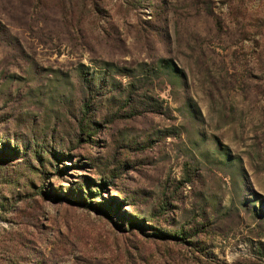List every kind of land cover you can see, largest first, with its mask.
Here are the masks:
<instances>
[{"label": "rangeland", "instance_id": "374dc122", "mask_svg": "<svg viewBox=\"0 0 264 264\" xmlns=\"http://www.w3.org/2000/svg\"><path fill=\"white\" fill-rule=\"evenodd\" d=\"M261 251L264 0H0V264Z\"/></svg>", "mask_w": 264, "mask_h": 264}, {"label": "trees", "instance_id": "16d2710c", "mask_svg": "<svg viewBox=\"0 0 264 264\" xmlns=\"http://www.w3.org/2000/svg\"><path fill=\"white\" fill-rule=\"evenodd\" d=\"M158 234H164V233H161V232H159ZM171 235V234H170ZM262 252V254H263V257H264V252L263 251H261Z\"/></svg>", "mask_w": 264, "mask_h": 264}]
</instances>
